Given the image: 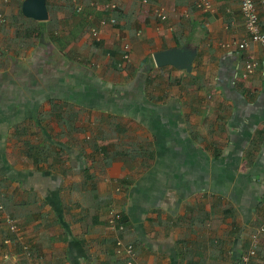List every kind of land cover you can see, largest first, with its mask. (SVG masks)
<instances>
[{"label": "crops", "instance_id": "obj_1", "mask_svg": "<svg viewBox=\"0 0 264 264\" xmlns=\"http://www.w3.org/2000/svg\"><path fill=\"white\" fill-rule=\"evenodd\" d=\"M21 1L0 0V193L28 253L0 222V264H125L117 242L133 264H241L264 216V50L232 45L247 41L238 1L105 0L117 24L97 42L87 18L105 3L77 0L75 15L54 0L27 39ZM181 47L195 51L190 73L150 61ZM247 58L257 68L243 76ZM110 208L122 233L105 225ZM259 242L247 264H264Z\"/></svg>", "mask_w": 264, "mask_h": 264}, {"label": "built area", "instance_id": "obj_2", "mask_svg": "<svg viewBox=\"0 0 264 264\" xmlns=\"http://www.w3.org/2000/svg\"><path fill=\"white\" fill-rule=\"evenodd\" d=\"M150 0H141V4L145 5ZM238 1V7L239 12L242 20V25L244 32L247 36V41H240L238 43H233L236 47V49L243 51L247 48V42L251 44L257 45L259 48L264 50V31H261L259 27V14L263 15L264 18V0H237ZM256 1L259 2V10L256 7ZM72 6H73V12L75 15H80L83 11L82 5L77 0H70ZM194 6L196 9L200 12H208L212 9V0H195ZM90 8L96 9L97 5L93 2L89 3ZM117 9L116 2H108L105 3L104 6L101 8V11L103 12V16L101 19L98 20V22L94 25L91 17H88L87 19L90 21L91 26L88 29V36L92 41H98L99 40V29L104 26H112L117 24L113 13ZM152 16L157 20L158 22H166L168 20V16L166 14V11L163 6H154L152 8ZM178 18H187V14H182ZM3 17L0 15V23H4ZM170 29V28H169ZM225 47H228V45H225ZM127 44H123L122 49L120 53V59L121 62L117 63V67L121 68L122 64L124 62L128 61V54H127ZM257 68L256 62L253 60L247 58V60L244 62V74L243 76H247L249 74H252ZM119 220V215L116 214V212L113 209H109L107 212V219L105 222V225L108 229L111 230H117L121 231L123 227L121 224H117L116 222ZM0 222L4 224L6 227L7 232H9L13 237L15 238V242L20 244V248L24 254L27 255L28 253V246L21 242L22 237L21 233L19 232L16 224L11 220L7 214L4 213L3 207L0 203ZM264 234V216L261 220L260 225L257 228V231L255 234L250 236L249 239V247L247 252L242 256L241 258V264H247L250 258H253L255 256L256 249L259 245L260 236ZM4 244H8L9 241L5 240L3 242ZM115 252L117 254L122 253L125 257V264H133L134 262V254L133 249L131 246L121 245L120 243H115ZM3 260L8 259V256L3 255Z\"/></svg>", "mask_w": 264, "mask_h": 264}, {"label": "water", "instance_id": "obj_3", "mask_svg": "<svg viewBox=\"0 0 264 264\" xmlns=\"http://www.w3.org/2000/svg\"><path fill=\"white\" fill-rule=\"evenodd\" d=\"M45 1L23 0L20 4L21 15L36 22H45L47 20ZM194 57L195 51L187 47L169 48L153 52L150 61L156 68L171 67L190 73Z\"/></svg>", "mask_w": 264, "mask_h": 264}, {"label": "trees", "instance_id": "obj_4", "mask_svg": "<svg viewBox=\"0 0 264 264\" xmlns=\"http://www.w3.org/2000/svg\"><path fill=\"white\" fill-rule=\"evenodd\" d=\"M22 2V1H21ZM21 2H18V11H17V17L22 19L23 20V23H21V26H22V31L19 32L18 34V37L22 38V37H25L27 39H30L32 38V33H35V38H37L40 34H41V31L39 29V27H42L43 25V22H34L33 20H30V19H27V18H24L21 13H20V4ZM45 7H46V12H47V15H48V21L50 22V16L49 14L51 12H55L56 9H57V6L54 4V5H51L50 3H48V0L45 1ZM116 19V18H115ZM14 21L16 22L17 20L14 18ZM117 22V21H116ZM57 23V22H56ZM29 24V25H27ZM51 27L54 29L55 26L54 25H51ZM54 36V35H53ZM34 37V36H33ZM23 40V39H22ZM94 42H97V41H94ZM62 121H66V120H62ZM39 147H34V146H30L29 149H31V151L33 152V154H37V153H44V151L42 150H39L38 149ZM1 195V193H0ZM4 200V201H2ZM0 203L2 205V207L4 206L5 207V204H6V201H5V197L4 196H0ZM4 209V208H3ZM117 224L118 221L116 222ZM121 232V231H119ZM122 233V232H121Z\"/></svg>", "mask_w": 264, "mask_h": 264}, {"label": "rangeland", "instance_id": "obj_5", "mask_svg": "<svg viewBox=\"0 0 264 264\" xmlns=\"http://www.w3.org/2000/svg\"><path fill=\"white\" fill-rule=\"evenodd\" d=\"M53 1L54 0H48V3H50L51 5H54ZM94 3L95 4H101V5H103L105 3V0H94ZM52 31H53V28L51 27L49 32L51 33ZM3 188H4V186L3 185H0V189L2 190Z\"/></svg>", "mask_w": 264, "mask_h": 264}, {"label": "clouds", "instance_id": "obj_6", "mask_svg": "<svg viewBox=\"0 0 264 264\" xmlns=\"http://www.w3.org/2000/svg\"><path fill=\"white\" fill-rule=\"evenodd\" d=\"M259 244H260V242H259ZM259 246V245H258Z\"/></svg>", "mask_w": 264, "mask_h": 264}]
</instances>
